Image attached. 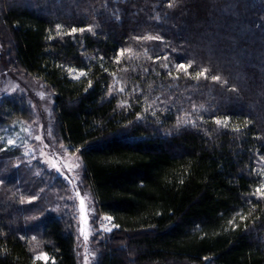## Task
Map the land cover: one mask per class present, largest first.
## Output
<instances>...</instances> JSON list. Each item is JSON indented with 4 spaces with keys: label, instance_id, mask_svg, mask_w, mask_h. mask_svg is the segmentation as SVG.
I'll return each mask as SVG.
<instances>
[{
    "label": "trees",
    "instance_id": "16d2710c",
    "mask_svg": "<svg viewBox=\"0 0 264 264\" xmlns=\"http://www.w3.org/2000/svg\"><path fill=\"white\" fill-rule=\"evenodd\" d=\"M0 28L5 63L50 90L58 139L112 218L98 264H264V0H0ZM16 102L0 101V126L30 118ZM9 156L0 264H77L71 219L22 201L39 192Z\"/></svg>",
    "mask_w": 264,
    "mask_h": 264
},
{
    "label": "rangeland",
    "instance_id": "374dc122",
    "mask_svg": "<svg viewBox=\"0 0 264 264\" xmlns=\"http://www.w3.org/2000/svg\"><path fill=\"white\" fill-rule=\"evenodd\" d=\"M5 60L0 39V101L9 98L20 105L24 101L31 112L27 120H15L0 126V150L11 154L12 172L27 180L29 190L42 195L41 198H38L39 194L31 197L22 195L21 199L27 205L35 203L37 207L49 202L48 211L55 216L61 214L71 219L77 238V264H98L100 256L107 250L106 238L112 235L114 227L112 224L104 226L105 221H110L99 214L92 189L83 181L79 152L70 151L58 139L52 93L42 82L9 67ZM166 65L174 74L182 70L175 61H168ZM113 86L119 94H124L118 77H114ZM37 136L41 139L37 140ZM9 141L12 143L9 144ZM5 173L7 176L10 171ZM52 188L55 189L54 193L51 192ZM120 241L119 244L126 243L125 237ZM35 251L37 258L47 259L45 254ZM125 256L129 259V256ZM129 262L135 264L132 260Z\"/></svg>",
    "mask_w": 264,
    "mask_h": 264
},
{
    "label": "snow or ice",
    "instance_id": "6c2138e0",
    "mask_svg": "<svg viewBox=\"0 0 264 264\" xmlns=\"http://www.w3.org/2000/svg\"><path fill=\"white\" fill-rule=\"evenodd\" d=\"M88 30L91 31V28H89ZM79 31H80V32H83V31H85V29H84V28H81V29H79ZM76 32H77V28L73 27V28L71 29V31H70L69 33H67V34H68V35H72V34H75ZM147 39H161V38H160V37H151V36H149V37H147ZM123 54H124V50L122 49V50H120L119 55L122 56ZM117 62H119V61H117ZM190 66H191V65L189 64L187 67H190ZM165 67H167V65H165ZM178 67H179V69H182V70H184L185 72L187 71V67H186L184 64H180ZM84 74H85V73L80 72V73L78 74L77 78H79V76L84 75ZM206 74H207V70H204V71H201V72H197V73H196V77L199 78V77H201V76H206ZM212 78H213V80H219V79H220L219 76H213ZM121 91H123V89H121ZM216 123H217V124H220L221 121L217 120ZM224 123L226 124L227 121H224ZM36 139H37V140H40L41 137L37 136ZM8 143L11 144L12 142L9 141ZM256 192L259 193L261 196H264V186L257 188ZM81 203H83V201H81ZM105 219L110 221L112 218H111V217H106ZM242 219H243V217H242ZM101 230H104V231H111V229H101Z\"/></svg>",
    "mask_w": 264,
    "mask_h": 264
},
{
    "label": "built area",
    "instance_id": "2783aa9c",
    "mask_svg": "<svg viewBox=\"0 0 264 264\" xmlns=\"http://www.w3.org/2000/svg\"><path fill=\"white\" fill-rule=\"evenodd\" d=\"M111 225V223L110 222H108V221H105L104 222V226L106 227V226H110Z\"/></svg>",
    "mask_w": 264,
    "mask_h": 264
}]
</instances>
